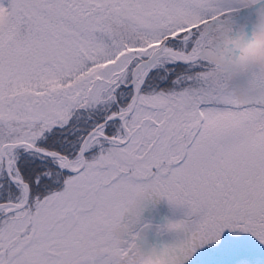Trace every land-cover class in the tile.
<instances>
[{
    "label": "snow or ice",
    "instance_id": "obj_1",
    "mask_svg": "<svg viewBox=\"0 0 264 264\" xmlns=\"http://www.w3.org/2000/svg\"><path fill=\"white\" fill-rule=\"evenodd\" d=\"M0 264H264V0H0Z\"/></svg>",
    "mask_w": 264,
    "mask_h": 264
},
{
    "label": "rangeland",
    "instance_id": "obj_2",
    "mask_svg": "<svg viewBox=\"0 0 264 264\" xmlns=\"http://www.w3.org/2000/svg\"><path fill=\"white\" fill-rule=\"evenodd\" d=\"M183 218V210L170 206L167 201L151 198L146 202L141 213V222L149 224L153 229L162 227L166 222H174ZM150 239L153 234L149 233Z\"/></svg>",
    "mask_w": 264,
    "mask_h": 264
},
{
    "label": "clouds",
    "instance_id": "obj_3",
    "mask_svg": "<svg viewBox=\"0 0 264 264\" xmlns=\"http://www.w3.org/2000/svg\"><path fill=\"white\" fill-rule=\"evenodd\" d=\"M169 222H166L163 226L166 228Z\"/></svg>",
    "mask_w": 264,
    "mask_h": 264
}]
</instances>
